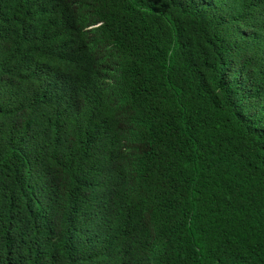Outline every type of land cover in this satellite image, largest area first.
I'll return each instance as SVG.
<instances>
[{"label": "trees", "instance_id": "trees-1", "mask_svg": "<svg viewBox=\"0 0 264 264\" xmlns=\"http://www.w3.org/2000/svg\"><path fill=\"white\" fill-rule=\"evenodd\" d=\"M0 264H264V0H0Z\"/></svg>", "mask_w": 264, "mask_h": 264}, {"label": "clouds", "instance_id": "clouds-1", "mask_svg": "<svg viewBox=\"0 0 264 264\" xmlns=\"http://www.w3.org/2000/svg\"><path fill=\"white\" fill-rule=\"evenodd\" d=\"M104 201L101 202V205L103 204ZM92 204L91 199H89L88 197H84L82 199H80L77 203H76V208L79 210L84 211V209H86L87 207H89Z\"/></svg>", "mask_w": 264, "mask_h": 264}]
</instances>
